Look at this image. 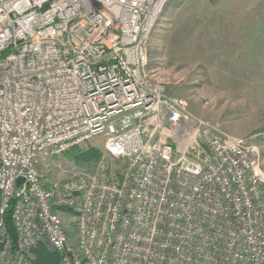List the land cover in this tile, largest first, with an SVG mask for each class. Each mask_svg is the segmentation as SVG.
<instances>
[{
	"label": "built area",
	"instance_id": "1",
	"mask_svg": "<svg viewBox=\"0 0 264 264\" xmlns=\"http://www.w3.org/2000/svg\"><path fill=\"white\" fill-rule=\"evenodd\" d=\"M168 2L0 0V264H264L261 148L150 81ZM96 137L94 166L47 178Z\"/></svg>",
	"mask_w": 264,
	"mask_h": 264
},
{
	"label": "rangeland",
	"instance_id": "2",
	"mask_svg": "<svg viewBox=\"0 0 264 264\" xmlns=\"http://www.w3.org/2000/svg\"><path fill=\"white\" fill-rule=\"evenodd\" d=\"M147 53L151 82L187 99L194 115L226 133L252 137L264 165V0H169ZM81 146L103 151L104 139ZM75 152L46 160L47 178L66 179ZM61 217L73 235L76 215Z\"/></svg>",
	"mask_w": 264,
	"mask_h": 264
},
{
	"label": "trees",
	"instance_id": "3",
	"mask_svg": "<svg viewBox=\"0 0 264 264\" xmlns=\"http://www.w3.org/2000/svg\"><path fill=\"white\" fill-rule=\"evenodd\" d=\"M5 54L0 55V60L3 58ZM87 147V146H86ZM71 150H76L75 155L72 157L74 162L81 167L90 168L95 165V163L100 159L103 151L99 148L95 147H87L82 148V146H76L69 149L67 152ZM264 169V165H263ZM9 220L7 224L10 230H13V224L10 220V213H9ZM60 256L56 253H48L44 249L40 248L37 251V261L36 264H59Z\"/></svg>",
	"mask_w": 264,
	"mask_h": 264
},
{
	"label": "water",
	"instance_id": "4",
	"mask_svg": "<svg viewBox=\"0 0 264 264\" xmlns=\"http://www.w3.org/2000/svg\"><path fill=\"white\" fill-rule=\"evenodd\" d=\"M20 182H21V180H20Z\"/></svg>",
	"mask_w": 264,
	"mask_h": 264
}]
</instances>
